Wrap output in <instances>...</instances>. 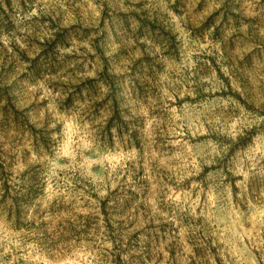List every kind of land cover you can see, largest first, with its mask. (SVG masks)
<instances>
[{
    "label": "rangeland",
    "instance_id": "374dc122",
    "mask_svg": "<svg viewBox=\"0 0 264 264\" xmlns=\"http://www.w3.org/2000/svg\"><path fill=\"white\" fill-rule=\"evenodd\" d=\"M0 264H264V0H0Z\"/></svg>",
    "mask_w": 264,
    "mask_h": 264
}]
</instances>
